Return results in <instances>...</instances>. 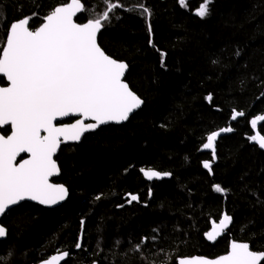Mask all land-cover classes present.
<instances>
[{
	"label": "trees",
	"instance_id": "trees-1",
	"mask_svg": "<svg viewBox=\"0 0 264 264\" xmlns=\"http://www.w3.org/2000/svg\"><path fill=\"white\" fill-rule=\"evenodd\" d=\"M62 2L0 0V45L10 23L31 17L39 25ZM139 2L151 15L132 10L137 0H124L99 44L128 64L126 82L143 108L124 125L62 147L54 182L68 187V201L54 210L25 203L6 214L0 264H36L64 251L71 254L64 264H178L225 255L231 240L264 251V152L249 140L257 128L264 135V121L256 129L250 123L264 115V0H213L203 19L194 14L202 0H187V7L179 0ZM83 3L95 8L99 0ZM234 111L245 115L233 121ZM225 127L233 131L217 139L213 161L203 144ZM141 168L171 175L149 181ZM128 193L139 201L128 203ZM225 211L231 229L208 242L205 234ZM141 242V252L131 251Z\"/></svg>",
	"mask_w": 264,
	"mask_h": 264
},
{
	"label": "snow or ice",
	"instance_id": "snow-or-ice-1",
	"mask_svg": "<svg viewBox=\"0 0 264 264\" xmlns=\"http://www.w3.org/2000/svg\"><path fill=\"white\" fill-rule=\"evenodd\" d=\"M212 2L202 0L194 14L201 19L207 17ZM179 4L187 7L186 0H179ZM123 7H126L124 0L119 3L99 0L95 8L86 6L83 0H63L42 17L39 25L32 26L31 17H22L5 30L4 43L0 45V80L7 82L6 86H0V215L26 200L40 205L63 201L68 196L67 188L50 182L60 172L54 156L61 145L79 142L85 133L101 125L127 121L143 104L124 80L128 64L106 54L98 43V33ZM137 7L140 15H151L150 9L139 0L132 10ZM77 14L86 15V22H76ZM147 30L151 36L150 24ZM149 43L152 44L151 39ZM160 55L161 66L165 67L166 53ZM207 99L211 100V95ZM244 115L234 111L231 119L235 121ZM71 117H76L74 122H62ZM259 121H264V115L252 119L251 127L256 129ZM232 131L231 127H225L207 135L203 149L212 151L213 161L215 141L222 133ZM249 140L264 149V135L257 132ZM21 154H28V158L17 162ZM203 167L211 172V162L205 161ZM140 172L148 180L171 175L151 168H141ZM214 190L225 191L220 185H214ZM127 196L128 203L140 199L132 193ZM232 220L224 214L205 234L206 238L215 241ZM83 224L81 221L82 234ZM6 236V228L0 226V239ZM142 243L131 251L141 252ZM75 247L80 249L82 244L77 242ZM70 255L64 251L42 260L41 264H62ZM262 261L264 251L251 250L248 242L233 240L225 255L215 259L182 258L178 264H261Z\"/></svg>",
	"mask_w": 264,
	"mask_h": 264
},
{
	"label": "water",
	"instance_id": "water-1",
	"mask_svg": "<svg viewBox=\"0 0 264 264\" xmlns=\"http://www.w3.org/2000/svg\"><path fill=\"white\" fill-rule=\"evenodd\" d=\"M80 15H81V14H77V17L75 18V19H76V22H77V19H78V17H79ZM102 30H103V29H102ZM101 32H102V31H101ZM101 32L98 33V43H99V37H100ZM99 45H100V44H99ZM128 72H129V66H128V69H127V71H126V73H125V77H124L125 82H126V77H127ZM126 83H127V82H126ZM127 84H128V83H127ZM128 85H129V84H128ZM0 86H1V85H0ZM129 88H130V90H132L131 87H130V85H129ZM135 94H136V93H135ZM136 95H137V94H136ZM137 96H138V95H137ZM143 106H144V101H143V104L141 105L140 108L134 110V111L130 114L129 119H128L127 121H123V122L118 123V124L115 123V122H110V123H108V124H106V125H101V126H100L99 128H97L95 131L85 133L84 136L81 138V140H80L79 142H76V141H69V142H67V143H65V144H62L61 147H60V149L57 151L56 155L54 156V159L57 161V157H58V155H59V153H60L62 147H64V146H69V145H79V144L83 141L84 137H85L86 135H88V134L95 133V132H97L99 129H101V128H103V127H106V126H110V125L120 126V125H124V124H126V123L130 120V118H131L133 115H135L137 112H139V111L143 108ZM75 119H76V117L64 118L62 122H63V123H68V121H71V120H73V122H74ZM85 122H86V123H90V122H92V121H90V120H86ZM71 123H72V122H71ZM4 127H8V126H4ZM257 132H258L260 135H262V134L259 132V129H258V128L255 130V134H256ZM255 143H256V142H255ZM256 144H257V143H256ZM257 146H258V144H257ZM258 147H259V146H258ZM259 148H260V147H259ZM260 149H261V148H260ZM261 150L264 152V149H261ZM22 157L28 158V154H21V156L17 158V162H19V160H20ZM57 163H58V161H57ZM58 167H59V169H60V172H59L58 175H55V176H53V177L50 178V182H52V183H55L54 180L58 179V178L61 176V168H60L59 163H58ZM164 179H166V176L162 177L161 179H153V180H149V181H162V180H164ZM147 180H148V179H147ZM56 184H59V183H56ZM63 185H64V184H63ZM64 186H65V185H64ZM65 187H66L67 190H68V196H67L63 201H60L59 203H57V204H55V205H40V204H39L38 202H36V201H28V200H26V201H22V202H20L18 205L11 206L10 209L7 210V211L5 212V214L0 215V226H2V224H1L2 218H3V217H4L9 211H11V210H13V209H15V208H17V207H19V206L25 204V203L34 204V205L40 206V207L45 208V209H48V210H54V209L60 208L61 206H63V205L68 201L69 196H70V192H69L68 187H67V186H65ZM217 193H218V192H217ZM218 194H220V195H225V192L223 191V192L218 193ZM224 214H228V213L225 211V212L223 213V215H224ZM222 217H223V216H222ZM232 225H233V220H232L231 225H229V227H228V228H227V229H226V230H225V231H224L219 237H217V239H216L215 241H209L207 238H206V240H207L208 242H210V243H216V242H218L220 239H222V238L225 236V234H227V233L229 232V230L231 229ZM5 239H6V238L0 239V241H3V240H5ZM232 241H233V240H231L230 243H231ZM237 242H238V241H237ZM80 243H82V236H80ZM229 246H230V245H229ZM250 249L252 250L251 245H250ZM57 254H58V253H57ZM57 254H54V255H57ZM52 256H53V255H52ZM194 257H204V258H208V257H205V256H193V257H185L184 259H189V258H194ZM49 258H50V257H49ZM217 258H218V257H217ZM180 259H182V258H180ZM180 259H179V260H180ZM208 259H215V258H208ZM67 260H68V259H67ZM67 260H66V261H67ZM179 260H178V262H179ZM64 263H65V262H62V264H64ZM263 263H264V261L261 262V264H263ZM36 264H41V262L36 263ZM96 264H98V263H96Z\"/></svg>",
	"mask_w": 264,
	"mask_h": 264
},
{
	"label": "flooded vegetation",
	"instance_id": "flooded-vegetation-1",
	"mask_svg": "<svg viewBox=\"0 0 264 264\" xmlns=\"http://www.w3.org/2000/svg\"><path fill=\"white\" fill-rule=\"evenodd\" d=\"M6 83H7L6 80H4V84H2V83L0 82V85H1V86H6ZM71 122H73V120L68 121V123H71ZM22 158H25V157H22ZM11 211H12V210H11ZM11 211H9V212H11ZM9 212H8V213H9ZM8 213H7V214H8ZM3 218H4V217H3ZM1 222H2V221H1ZM1 224H2V223H1ZM2 226H3V225H2ZM79 242H80V240H79ZM60 253H61V252H60ZM50 257H51V256H50Z\"/></svg>",
	"mask_w": 264,
	"mask_h": 264
},
{
	"label": "rangeland",
	"instance_id": "rangeland-1",
	"mask_svg": "<svg viewBox=\"0 0 264 264\" xmlns=\"http://www.w3.org/2000/svg\"><path fill=\"white\" fill-rule=\"evenodd\" d=\"M186 1H187V0H186ZM223 134H226V133H222L221 135H223ZM221 135H220V136H221ZM220 136H219V137H220ZM219 137H218V138H219ZM218 138H217V139H218ZM216 141H217V140H216ZM216 141H215V144H216ZM204 150L211 151L210 149H204ZM211 152H212V151H211Z\"/></svg>",
	"mask_w": 264,
	"mask_h": 264
}]
</instances>
